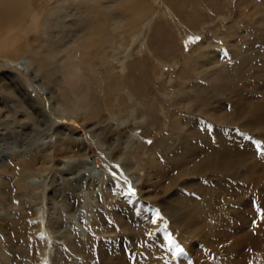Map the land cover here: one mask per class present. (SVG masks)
I'll return each mask as SVG.
<instances>
[{"label":"rangeland","instance_id":"rangeland-1","mask_svg":"<svg viewBox=\"0 0 264 264\" xmlns=\"http://www.w3.org/2000/svg\"><path fill=\"white\" fill-rule=\"evenodd\" d=\"M1 1L0 264H166L168 234L152 245L141 235L165 226L183 248L185 225L198 235L172 264H264V156L255 144L264 150V0H137V13L122 0H69L79 8L38 19L41 63L17 51L23 32L13 28L21 8L40 13L56 0L43 9L42 0L12 1L15 9ZM260 31L261 41L244 47ZM180 112L186 141L154 152ZM222 118L245 127L221 126L215 140L206 127ZM203 160L235 174L233 197H215L211 212L223 211L214 222L190 223L204 216L200 200L217 182L182 177Z\"/></svg>","mask_w":264,"mask_h":264},{"label":"bare ground","instance_id":"bare-ground-1","mask_svg":"<svg viewBox=\"0 0 264 264\" xmlns=\"http://www.w3.org/2000/svg\"><path fill=\"white\" fill-rule=\"evenodd\" d=\"M3 1V0H2ZM1 1V2H2ZM6 0H4V2H5ZM12 1H16V0H10V8H13V9H15V6L17 5V4H19V3H17V1H16V3L17 4H15V6L13 5L14 3H12ZM30 1H32V0H30ZM122 1H124V4H133L134 5V12L135 13H137L138 11V9H137V3H136V1L137 0H122ZM139 2H140V0H138ZM38 2H41L40 4L42 5V9H43V3L45 4V1L44 0H42V1H38ZM21 4L23 3V2H20ZM24 5H25V3H23ZM22 4V5H23ZM6 5V4H5ZM26 5H28V4H26ZM30 5V4H29ZM79 4L78 3H72L71 4V2H69V0H56V2L54 3V4H52L47 10L44 8V12H34V11H31L30 13H27L26 11V9H27V7H26V9H25V7H23V9L21 8V10H20V14H21V18H17L18 19V21L14 24L15 25V28H13L14 29V32H15V30H21V32H23V38H22V36H20V35H18V36H20L19 37V39H17L16 41H17V43H19L20 45L19 46H16V47H14V48H16L17 49V51L19 50V51H21V52H23L24 54H26V55H28V56H30L31 58V61L32 60H34L35 62H38V63H41V62H43V59L41 58V60H40V58L39 57H34L35 55V46L32 44V42H35V41H37L38 42V40H37V38L38 37H36V35L34 36L33 35V31L35 30V28H36V24H37V22L39 21L38 19H39V17H40V19H43V20H45L46 21V23H48V22H52V18H53V13L54 12H57V10H59V11H63V10H65V9H67V8H69L70 6L72 7V6H74L76 9L77 8H79V6H78ZM146 5H148V4H146ZM1 6V5H0ZM20 6V5H19ZM18 6V7H19ZM32 6V5H31ZM33 7V6H32ZM38 7V6H37ZM4 8V7H3ZM31 7H29V9H30ZM103 8V7H102ZM140 8L141 9H143L144 10V6L143 7H141L140 6ZM256 8V10L258 11V10H262L261 8H258V7H255ZM35 8H33V10H34ZM40 9V8H39ZM70 9V8H69ZM74 9V8H73ZM129 9H131L130 7H129ZM143 10H141V12L143 11ZM101 11V10H100ZM67 12V11H66ZM87 12V11H86ZM90 12V11H89ZM12 13V12H11ZM134 13V14H135ZM61 14V13H60ZM90 14V13H89ZM94 14V13H93ZM115 14V13H114ZM2 15V14H1ZM17 15V14H16ZM95 15V14H94ZM57 16V15H56ZM60 16V15H59ZM64 16V15H63ZM9 17V16H8ZM13 18V17H12ZM60 18H61V16H60ZM96 18V17H95ZM8 20H10V19H8ZM61 20V19H60ZM132 20V19H131ZM24 21V22H23ZM55 21H56V19H55ZM10 22V21H9ZM130 22V21H129ZM42 23V22H41ZM11 24V23H10ZM12 25H13V23H12ZM11 25V26H12ZM43 25V24H42ZM46 25V24H45ZM45 25H43V26H45ZM52 25V24H51ZM129 25V24H128ZM38 26H39V24H38ZM37 26V27H38ZM47 26V25H46ZM54 27V26H53ZM130 27L131 28H133L134 29V27H133V24H131L130 25ZM138 27V26H137ZM248 27V26H247ZM2 28V27H1ZM5 28V27H4ZM9 28H10V26H9ZM83 28V27H82ZM131 28H129V29H131ZM40 29V28H39ZM46 29V28H45ZM44 29V30H45ZM7 30V29H6ZM47 31L49 30V29H46ZM45 30V31H46ZM257 30V29H256ZM3 31V30H2ZM46 31V32H47ZM9 32V31H8ZM11 32H12V30H11ZM38 31H36V33H37ZM46 32H44V33H46ZM53 32V31H52ZM225 32V31H224ZM1 33V32H0ZM5 33V32H4ZM83 33V32H82ZM17 34V33H16ZM20 34V33H19ZM222 33H219V35H221ZM249 35H251V40H248V39H246V41H244L243 39L241 40V41H243L242 42V44L244 43V44H247L248 43V45H246V46H249L250 44H251V42L250 41H252L253 43H257V42H259V41H261V38H260V36H261V31H260V33L259 32H251ZM224 36V35H223ZM78 37V36H77ZM3 38V37H2ZM40 38V37H39ZM38 38V39H39ZM229 38V37H228ZM36 39V40H35ZM61 39V38H60ZM215 40L217 39V42L218 43H220L219 42V40H222V36L221 37H219L218 35L214 38ZM219 39V40H218ZM9 40V39H8ZM12 40H14V39H12ZM43 40H45V39H43ZM235 40V39H234ZM239 40V39H238ZM7 41V40H6ZM46 41V40H45ZM62 41V40H61ZM8 42H11V41H8ZM0 43H2V42H0ZM227 43V42H226ZM11 44V43H10ZM43 44V43H42ZM243 44V45H244ZM4 45H7V44H5L4 43ZM205 45V44H204ZM47 46V45H46ZM87 47H91V46H93V43H88L87 45H86ZM6 47V46H5ZM8 47V46H7ZM39 47V46H38ZM244 47H245V45H244ZM11 49V48H10ZM215 50V49H214ZM213 50V51H214ZM243 50V49H242ZM12 51V50H11ZM207 51V50H206ZM209 52H210V50H208ZM221 51H222V53H223V55L225 56L224 58H228L227 56H228V53H227V50H226V48L224 47V48H221ZM201 52H203V51H201ZM16 53V52H15ZM33 55V56H32ZM197 55V54H196ZM199 55V54H198ZM230 58V57H229ZM45 60V59H44ZM237 60V59H236ZM92 63V62H91ZM47 64V63H46ZM196 65V64H195ZM232 65V64H231ZM90 66V65H89ZM232 67V66H231ZM232 71V70H231ZM184 84H183V86H185L188 82H183ZM218 85V84H217ZM211 90L212 91H214L213 90V88H211ZM218 91H220V88H219V86L217 87V88H215V93H217ZM87 92V91H86ZM179 97H178V100H182V99H184L183 98V95H184V93L183 92H179ZM188 96V95H187ZM190 96V95H189ZM186 97V96H185ZM93 101V100H92ZM182 112H180L179 114H178V119L176 120V122L173 124H166L165 125V132L161 135V137L160 138H158L157 140H156V146L154 145V148H153V151L154 152H157V153H159V154H161L162 156H166V155H168L169 154V151H171L172 150V148H178V147H180L185 141H186V138L184 137V133H185V130H184V128H183V122H184V119H183V115L181 114ZM208 117L209 116H206V121H207V119H208ZM203 124H205V122L203 123ZM209 125H211V129L209 130V132L212 134V137L213 138H215V140H217L216 139V134L218 133L217 131H218V129H220L221 128V126H224L225 125V127H231L232 125H237V130L239 131L240 129H242L243 128V126L245 127V125H243V123L241 124V122H237L235 119H224V118H222V119H219V120H216V121H214L213 123H211V124H209ZM193 126V125H192ZM208 126V125H207ZM186 127V126H185ZM207 128V127H206ZM189 129V128H188ZM191 129V128H190ZM208 129V128H207ZM226 129V128H225ZM250 129V128H249ZM222 130V129H221ZM236 130V129H235ZM252 130V129H251ZM224 131V130H223ZM241 131H243V130H241ZM208 132V133H209ZM229 133V132H228ZM242 133V132H241ZM244 133H245V131H244ZM186 134H187V132H186ZM206 134V133H205ZM222 135V134H221ZM231 135V134H230ZM233 135H240V133L238 132L237 134H235L234 132H233ZM205 136V135H204ZM209 136V135H208ZM211 137V138H212ZM223 137V136H222ZM228 137H230V136H228ZM189 138V137H188ZM221 138V137H220ZM225 138V137H224ZM232 138V137H231ZM234 138V137H233ZM198 139V138H197ZM222 139L223 138H221V141H222ZM230 139V138H229ZM209 140H210V138H209ZM240 139H238V141H239ZM211 141H213L212 139H211ZM223 141H225L224 139H223ZM228 141V140H227ZM231 141H233L232 139H231ZM243 141H244V139H243ZM201 142V141H200ZM210 142V141H209ZM188 143V142H187ZM193 144H195V143H193ZM211 144V143H210ZM214 144H215V142H214ZM227 144H228V142H227ZM203 145H205V143L203 144ZM190 146V145H189ZM195 146H197V145H195ZM208 146V145H207ZM191 147H192V145H191ZM199 147V146H198ZM221 147H224V146H221ZM232 147V146H231ZM193 148V147H192ZM201 148V147H200ZM229 148V147H228ZM221 149V148H220ZM219 149V150H220ZM192 150V149H191ZM197 150V149H196ZM192 152V151H191ZM191 152H189V154L191 153ZM203 152V151H202ZM217 153V152H216ZM222 155V154H221ZM220 154H219V156H221ZM204 156V155H203ZM149 160V159H148ZM202 160V159H201ZM216 161V160H215ZM218 161V160H217ZM217 161L215 162L216 164H217ZM220 161V160H219ZM233 161V160H232ZM174 162V161H173ZM177 163V162H176ZM224 163V162H223ZM165 164H167V163H165ZM175 164V163H174ZM168 165V164H167ZM152 166L153 165H149L148 166V168H149V170L152 168ZM164 166V165H163ZM228 166V165H227ZM230 166V165H229ZM228 166V167H229ZM169 167V166H168ZM147 168V167H146ZM163 169H164V167H162ZM181 169H183V168H181ZM188 169V174H183V176L182 177H185V178H187V180H189V182L191 181V179H194V177L193 176H195V177H200V179H205L207 182L208 181H210L211 179H209V178H211V177H215L216 179H217V182L215 183V184H213L214 185V187H209L208 188V192H207V194L205 195V197L203 196L202 197V199L200 200V202H202L201 204H203V205H205L206 207L204 208V210H202V211H204V216H203V213H202V211H201V213H202V215H201V217H198V212L194 215V217H191V218H188L189 219V222L190 223H192L193 221H195V218H199V219H201V218H205V222H208V220H209V218H210V220L212 221V222H214L216 219H218L219 218V214H221L222 213V211L220 212V213H216V216H215V214H213L214 212H211L212 210H213V200H215V197H217L218 195L220 196V197H224L225 199L224 200H227L228 199V197L230 196V192L228 191V188L231 186V184H230V182H232V181H234V180H236L235 178H236V176H235V174L233 173V172H229L230 171V169L228 168H226L222 163H220L219 165H214V163L213 164H211V162L210 161H204L203 160V162H201L200 161V164H196V165H194V166H192V167H189V168H187ZM169 170V169H168ZM162 171V170H161ZM155 173H157V172H155ZM172 173V172H171ZM147 174H149V172L148 173H146L145 175H147ZM178 174V173H177ZM176 174V175H177ZM175 175V176H176ZM168 176V175H167ZM178 176V175H177ZM181 177V178H182ZM234 177V178H233ZM180 178V177H179ZM183 180V179H182ZM164 181V180H163ZM174 181V180H173ZM195 181V180H194ZM198 181V180H197ZM216 181V180H215ZM236 182V181H235ZM164 183V182H163ZM188 183V182H187ZM186 183V184H187ZM206 183V182H205ZM191 184V183H190ZM195 185V183H192V185ZM239 185H240V183H238ZM174 184L171 182V176L170 177H167L166 178V185H161V187H163V186H165L164 188L166 189L164 192H166L169 188H171V186H173ZM180 185V184H179ZM198 185H199V182H198ZM202 185L203 186H206L205 184H203L202 183ZM197 186V185H196ZM199 186H201V184L199 185ZM209 186H210V184H209ZM194 187V186H193ZM202 187V186H201ZM253 187V186H252ZM195 188V187H194ZM199 188V187H198ZM237 188V187H236ZM256 188V187H255ZM205 189V188H204ZM257 189V188H256ZM156 192L157 191H159V189L158 190H155ZM163 191V190H162ZM196 191H197V189H196ZM203 191V190H202ZM205 191V190H204ZM174 192V191H173ZM200 192V191H199ZM163 193V192H162ZM201 193V192H200ZM222 193L224 194L225 193V195H222ZM233 193V192H232ZM175 194V193H174ZM203 194V193H202ZM190 195H193V194H190ZM156 196V195H155ZM171 196H172V194H171ZM182 196V195H181ZM184 196V195H183ZM230 197H233V195H231ZM126 198H128V196H126ZM158 198V197H157ZM187 198H188V196H187ZM186 198V199H187ZM227 198V199H226ZM173 199H174V197H173ZM165 200V199H164ZM179 200H181V198L179 199ZM188 200V199H187ZM186 200V201H187ZM224 200H222V202H223V206L221 207V208H225L226 209V206H227V202H225ZM240 200H241V198H240ZM171 201V200H170ZM177 202H178V200H176ZM184 201H185V197H184ZM158 202V201H157ZM163 202V201H162ZM190 202V201H189ZM200 202H199V204H200ZM187 203V202H186ZM231 203H233L232 202V200H231ZM199 204H197V205H199ZM219 204H221V203H219ZM230 204V203H229ZM234 204V203H233ZM137 205V204H136ZM165 205V204H164ZM202 205V207H204ZM239 205V204H238ZM175 206H177L176 205V202H175ZM174 206V207H175ZM178 206H180V203H179V205ZM182 206V205H181ZM180 206V207H181ZM234 206V205H233ZM200 207V206H199ZM198 207V208H199ZM168 208H169V210L171 209V211L170 212H172V210H174L172 207H169L168 206ZM176 208V207H175ZM197 208V209H198ZM180 209V208H179ZM200 209V208H199ZM165 210V209H164ZM177 210V209H176ZM175 210V211H176ZM199 211V210H198ZM209 211V212H208ZM155 212V211H154ZM169 212V213H170ZM176 212H178V211H176ZM175 212V213H176ZM175 213H172V215H170L171 216V222L170 223H172V225L174 224V226H176L177 225V223H179V222H181V217L179 218L178 216H177V214L175 215ZM179 213V212H178ZM200 213V212H199ZM224 214H227L226 212L224 213ZM165 215V214H164ZM180 216V215H179ZM166 218V217H165ZM168 218V217H167ZM212 218V219H211ZM198 219V220H199ZM215 219V220H214ZM203 220V219H202ZM160 222V221H159ZM162 222V221H161ZM204 222V225L206 224ZM216 222H218V221H216ZM210 223V222H209ZM217 224V223H216ZM154 226L152 227V229H154L156 226H155V224H153ZM159 225H160V223H159ZM180 225H184V224H180ZM189 225V224H188ZM210 224H208V226H207V228H205L204 226V228L205 229H209V233H212V228H210L211 226H209ZM165 227V226H164ZM164 227H159V226H157L156 227V233L154 234V232H155V230H152L151 231V233H152V235L151 236H147L146 235V233L144 232V234H142L141 235V239L140 240H142V242H144V245H145V243L146 244H150V245H152L153 244V242H154V240L155 239H158V235L160 234V233H163V234H168L167 236L169 237H171V241L173 242V243H170L169 242V239H168V237H165L164 238V242H163V245L165 246V247H168V249H169V252L168 253H165L164 251H162V252H164L165 254H166V256H165V258L167 259L166 261H164L166 264H172V262L174 263H176V262H178V263H183V261L181 262V259L183 260V259H185V256H187L186 254L188 253V251H189V249L190 248H193V243L195 242V239H196V237H197V235H198V233L197 232H194V231H192L191 229H189L188 227H190V226H186L185 225V232L186 231H188L189 230V232L191 233L190 235H188L187 234V236L185 235L186 233L183 231V229H182V234L183 235H185V238H188V237H191V238H189V239H187V240H184L185 242H184V244H183V249H184V251H183V253L182 254H179V255H176V256H173V251H174V249H175V247L177 246V245H174V244H176L177 243V240H175V243H174V237L173 236H171V232H168V233H166V230L164 229ZM146 228V227H145ZM168 228V227H167ZM143 229V228H142ZM149 229V227H147V230ZM180 229V228H179ZM172 230H174V229H172ZM141 231V230H140ZM208 231V230H207ZM143 232V231H142ZM147 232V231H146ZM150 231H148L147 233H149ZM201 233H203V231H200ZM207 233V232H206ZM200 234V233H199ZM183 235H182V237H183ZM201 236V235H200ZM207 236V235H206ZM178 237V236H177ZM199 238V237H198ZM197 238V239H198ZM179 239V238H178ZM183 239V238H182ZM140 243H141V241H140ZM143 246V245H142ZM148 246V245H147ZM262 247V246H261ZM189 248V249H188ZM225 248V247H224ZM228 248V247H227ZM226 249V248H225ZM229 249V248H228ZM231 249V248H230ZM137 250V249H136ZM224 250V249H223ZM222 250V251H223ZM143 251H144V249H143ZM145 252V251H144ZM143 252V253H144ZM161 252V251H160ZM209 252H212V251H210V250H206V252L204 253V254H208ZM139 253V252H138ZM141 253V252H140ZM228 253V252H227ZM158 255V254H157ZM221 255V254H220ZM190 256V255H189ZM207 256V255H206ZM264 256V255H263ZM156 257V256H155ZM160 258V257H159ZM188 258V257H187ZM191 260V259H190ZM149 261H151V260H149ZM154 260H152V262H153ZM207 261V260H206ZM187 262V261H186ZM189 263H190V261H189ZM224 263V262H223ZM158 264V263H157ZM191 264V263H190ZM203 264H208V262H204ZM225 264V263H224Z\"/></svg>","mask_w":264,"mask_h":264},{"label":"snow or ice","instance_id":"snow-or-ice-1","mask_svg":"<svg viewBox=\"0 0 264 264\" xmlns=\"http://www.w3.org/2000/svg\"><path fill=\"white\" fill-rule=\"evenodd\" d=\"M189 39H190V40H191V39L199 40L200 37L197 36V37H195V38H189ZM207 128L210 130V129H211V125H208ZM234 131H236V130H234ZM245 138H246V139H249V137H245ZM255 144H256V147H257V154H258V155H261V156H264V150H262L261 147H260L261 142H260V141H256ZM112 175H113V177H115V173H113ZM130 194H131V189H130ZM158 218H159V219H162L160 211H159V210H156V211L154 212L152 218H151V223H152V224H156ZM146 235H147V236H151L152 233L149 232V233H146ZM168 239H169V242H170V243H173V242L171 241V237H170V236L168 237ZM183 251H184V249L177 245V246L175 247L174 251H173V256H176V255L182 254Z\"/></svg>","mask_w":264,"mask_h":264}]
</instances>
